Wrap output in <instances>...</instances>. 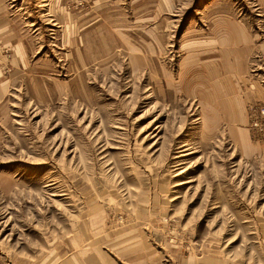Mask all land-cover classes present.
<instances>
[{
    "label": "rangeland",
    "instance_id": "obj_1",
    "mask_svg": "<svg viewBox=\"0 0 264 264\" xmlns=\"http://www.w3.org/2000/svg\"><path fill=\"white\" fill-rule=\"evenodd\" d=\"M0 264H264V0H0Z\"/></svg>",
    "mask_w": 264,
    "mask_h": 264
}]
</instances>
